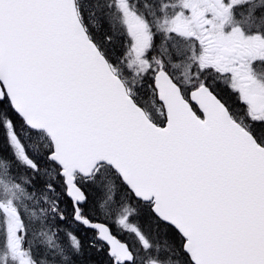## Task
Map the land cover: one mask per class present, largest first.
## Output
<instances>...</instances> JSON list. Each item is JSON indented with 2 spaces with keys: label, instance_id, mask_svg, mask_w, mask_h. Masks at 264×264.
<instances>
[{
  "label": "snow or ice",
  "instance_id": "obj_1",
  "mask_svg": "<svg viewBox=\"0 0 264 264\" xmlns=\"http://www.w3.org/2000/svg\"><path fill=\"white\" fill-rule=\"evenodd\" d=\"M0 264H264V0H0Z\"/></svg>",
  "mask_w": 264,
  "mask_h": 264
}]
</instances>
